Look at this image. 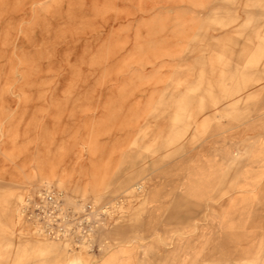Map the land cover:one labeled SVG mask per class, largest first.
<instances>
[{
  "label": "rangeland",
  "instance_id": "374dc122",
  "mask_svg": "<svg viewBox=\"0 0 264 264\" xmlns=\"http://www.w3.org/2000/svg\"><path fill=\"white\" fill-rule=\"evenodd\" d=\"M44 186L124 204L72 249ZM72 263L264 264V0H0V264Z\"/></svg>",
  "mask_w": 264,
  "mask_h": 264
},
{
  "label": "built area",
  "instance_id": "2783aa9c",
  "mask_svg": "<svg viewBox=\"0 0 264 264\" xmlns=\"http://www.w3.org/2000/svg\"><path fill=\"white\" fill-rule=\"evenodd\" d=\"M123 204L119 198L99 209L91 202L71 201L63 190L35 187L22 194L17 217L26 232L80 249L90 246L101 223L115 216Z\"/></svg>",
  "mask_w": 264,
  "mask_h": 264
},
{
  "label": "bare ground",
  "instance_id": "6f19581e",
  "mask_svg": "<svg viewBox=\"0 0 264 264\" xmlns=\"http://www.w3.org/2000/svg\"><path fill=\"white\" fill-rule=\"evenodd\" d=\"M144 13H147L146 11H142ZM143 13V14H144ZM129 16H132L129 14ZM143 26L146 27V28H149L150 25L148 23H143ZM236 101L240 100L241 97L238 96L237 98H235ZM94 151V150H93ZM63 162V161H62ZM59 165H61V162L59 163H56V164H48V163H43V165L41 166V168L39 169L41 173H44L43 175H45L44 177H52V176H55L56 174H58V168H59ZM42 246H39L38 249L42 250L41 249ZM245 255V254H244ZM244 257V256H243ZM72 264H76V263H72Z\"/></svg>",
  "mask_w": 264,
  "mask_h": 264
}]
</instances>
